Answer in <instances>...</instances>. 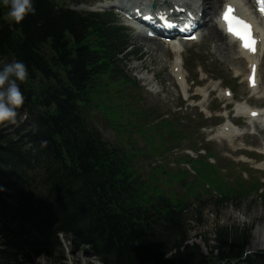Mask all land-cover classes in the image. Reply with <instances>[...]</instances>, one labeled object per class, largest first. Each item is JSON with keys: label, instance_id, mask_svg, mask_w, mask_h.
Instances as JSON below:
<instances>
[{"label": "trees", "instance_id": "trees-1", "mask_svg": "<svg viewBox=\"0 0 264 264\" xmlns=\"http://www.w3.org/2000/svg\"><path fill=\"white\" fill-rule=\"evenodd\" d=\"M32 3L35 13L17 24L0 0V71L13 61L26 66L22 106L52 136L35 150L0 143V264L51 256L61 236L100 264H264V252L243 255L252 229L220 228L207 255L190 244L189 205L146 197L126 151L90 123L94 85L102 76L125 78L130 37L115 14Z\"/></svg>", "mask_w": 264, "mask_h": 264}, {"label": "rangeland", "instance_id": "rangeland-1", "mask_svg": "<svg viewBox=\"0 0 264 264\" xmlns=\"http://www.w3.org/2000/svg\"><path fill=\"white\" fill-rule=\"evenodd\" d=\"M59 1L87 13L111 11L116 25L127 27L117 10L106 9L109 2L86 0V5L75 7L78 0ZM241 1L250 10L248 1ZM209 19H215L214 13ZM256 21L259 27L264 23V19ZM127 30L130 55L120 64L125 78L114 81L102 76L94 85L96 93L86 110L90 123L104 139L126 151L130 170L144 184L146 197L162 194L189 205L190 244L207 255L220 228L252 229L245 250L249 255L264 252V245L253 248L261 239L257 232L264 230V130H256L236 112L242 102L264 108V58L259 88L253 89L242 62L218 52L206 29L200 42L183 46V63L164 44L148 43ZM183 104L185 108H179ZM17 112L15 125L0 126V143H14L20 150L42 147L52 134L36 125L25 107ZM231 122L239 126V137L217 136V129ZM220 195L233 198L217 202ZM197 210L201 221L194 216ZM204 241L210 242L209 248ZM71 244L70 237L61 236L53 255H41L29 264H100L88 251Z\"/></svg>", "mask_w": 264, "mask_h": 264}, {"label": "bare ground", "instance_id": "bare-ground-1", "mask_svg": "<svg viewBox=\"0 0 264 264\" xmlns=\"http://www.w3.org/2000/svg\"><path fill=\"white\" fill-rule=\"evenodd\" d=\"M125 1L127 4H134L135 11L139 10L138 12L144 16L150 14L156 18L159 15L157 12L158 10L165 11L166 13L170 12L171 17H173L172 14L176 15L178 12L187 16L191 13L194 18L193 22L199 25L198 31H200V38H205V35L202 33L206 29V34L211 39L212 46H214L218 52H224L228 55V57H232L233 60L236 58L239 62H242L243 65L240 67L244 69L245 74L248 75L247 82L249 86L251 84L253 89L259 88L258 79L261 73V66L264 58V23L261 25L259 22L262 27H257L256 32L259 36L258 45L254 47V50L251 49L245 51L236 44V41L229 39V37L224 33L220 26V13H218L216 9L220 4L221 6L219 8V12L227 6H231L239 15L247 17L248 20H251L256 24L257 21L254 20L251 11L255 6V2L253 0H247L250 4V10L245 8L246 5L241 0H120V3L113 5V7L123 11L126 7L124 4ZM152 4H156L157 9H152ZM201 13L202 16H199ZM211 13H214L215 19L208 20V16ZM137 37L141 40L147 41L148 43H155L160 47L164 44L165 46L163 45V48L170 49L171 52L176 55L177 59L183 63V49L178 45H173V36H168L166 38L159 39L158 41L157 39L149 38L141 33H138ZM177 64L178 61L174 64L173 71L177 70ZM236 112L239 117H247L249 119V123L254 126L253 128H256V130H264V108L257 109L248 105V102H242L238 104ZM217 130V136L225 139L227 138L232 140L239 137L237 125L234 122L224 124ZM257 234L258 237H261V239L255 243L256 247H253L254 249L257 248V246L261 247L264 245V230L257 232Z\"/></svg>", "mask_w": 264, "mask_h": 264}, {"label": "clouds", "instance_id": "clouds-1", "mask_svg": "<svg viewBox=\"0 0 264 264\" xmlns=\"http://www.w3.org/2000/svg\"><path fill=\"white\" fill-rule=\"evenodd\" d=\"M3 5L9 10L5 19L8 22L21 23L28 14H34L35 8L32 0H2ZM26 66L18 61L5 65L0 71V126L15 125L19 109L24 104V96L17 83L27 80ZM46 142H42V147ZM249 255L247 251L243 254Z\"/></svg>", "mask_w": 264, "mask_h": 264}, {"label": "snow or ice", "instance_id": "snow-or-ice-1", "mask_svg": "<svg viewBox=\"0 0 264 264\" xmlns=\"http://www.w3.org/2000/svg\"><path fill=\"white\" fill-rule=\"evenodd\" d=\"M260 2L264 5V0H260ZM231 11L232 9L229 8L224 14V19L228 22L229 31L243 40L245 47L254 50V41L251 40L250 26L237 17L232 16ZM261 11L264 12V7L261 8Z\"/></svg>", "mask_w": 264, "mask_h": 264}]
</instances>
